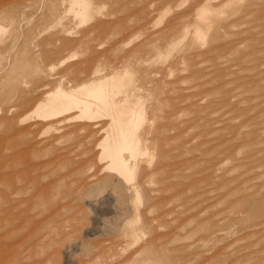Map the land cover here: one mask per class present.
<instances>
[{
  "label": "rangeland",
  "instance_id": "obj_1",
  "mask_svg": "<svg viewBox=\"0 0 264 264\" xmlns=\"http://www.w3.org/2000/svg\"><path fill=\"white\" fill-rule=\"evenodd\" d=\"M71 1L0 0V264H264V0L200 37L198 0ZM97 69L144 100L133 196L92 123L33 114Z\"/></svg>",
  "mask_w": 264,
  "mask_h": 264
},
{
  "label": "bare ground",
  "instance_id": "obj_2",
  "mask_svg": "<svg viewBox=\"0 0 264 264\" xmlns=\"http://www.w3.org/2000/svg\"><path fill=\"white\" fill-rule=\"evenodd\" d=\"M91 6L88 0H72L68 11L75 16H85L93 11ZM196 7L194 25L196 35L200 37L203 36L201 25L211 27L225 22L232 12L239 9V0H198ZM178 44L179 42L168 40L167 50L171 51ZM100 72L97 69L95 77L72 88L65 89L60 84L54 90L46 92L36 104L33 114L43 125L54 130L70 121L92 123L82 124V129L93 126L97 128V133L102 134L98 144L100 159L106 160L105 168H110L125 178L126 182H118L125 186L124 193L126 191L128 196H133V188L127 184L131 177L129 164L132 161L135 163V155L140 153L145 136L150 134V126H144V100L139 95L140 87L129 85L124 79L125 74L117 70L103 75ZM55 140V137H50L46 142L51 146Z\"/></svg>",
  "mask_w": 264,
  "mask_h": 264
}]
</instances>
